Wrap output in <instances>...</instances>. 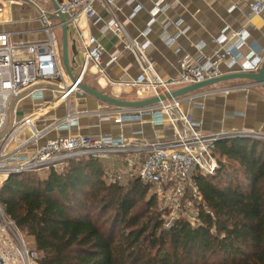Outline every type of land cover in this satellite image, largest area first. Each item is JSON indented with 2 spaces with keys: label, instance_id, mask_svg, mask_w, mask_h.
Instances as JSON below:
<instances>
[{
  "label": "built area",
  "instance_id": "2783aa9c",
  "mask_svg": "<svg viewBox=\"0 0 264 264\" xmlns=\"http://www.w3.org/2000/svg\"><path fill=\"white\" fill-rule=\"evenodd\" d=\"M56 1L65 15L70 36L81 42L82 60L74 73L78 77L76 84L72 85L67 73H64L63 60L58 53L55 28L60 23L56 25L53 21L57 13L54 7L51 11L39 8V20L46 34L43 40L15 42L11 32L0 33V188L12 174L59 168L72 157L108 159L118 156L123 166L109 169L111 183H126L128 177L137 176L154 185L157 197L164 203V208L171 210L175 219L184 217L196 225L203 200L196 177L215 173L219 162L215 153L216 144L236 137L264 139V132L243 129L205 131L202 122L193 118L183 105L185 99L195 98L193 92L165 98L144 108L124 109L106 105L93 111L79 110L71 100L80 92L78 83L83 81L88 69L96 68L101 80L107 77L106 67L116 63L120 55V52L113 54L104 65V47L100 39L94 34L84 33L81 25L100 19L97 2L104 3L110 11L116 12L117 8L115 0ZM161 3H156L147 26L135 37L128 32L126 21L116 16L105 21L101 27L102 34L113 33L122 38L123 48L136 56L140 67V73L134 79L111 82L119 89L118 94L134 92L141 99L160 97L226 73L256 72L261 68L264 51L250 43L245 28H231L227 24L214 38L217 46L210 54L201 51L197 55L184 54L179 59V76L164 78L148 54L151 44L148 34L156 21L155 15L168 7ZM248 7L250 15H260L264 11V0H251ZM141 8V4H136L126 20H131ZM171 24L177 25V32L169 31ZM180 25V21H165L160 38L167 45H174L188 30V27ZM251 53L253 59H247ZM223 62H227L226 69L222 68ZM47 88L52 95L44 98ZM28 97L41 99L42 104L29 114L17 116L16 104ZM61 101H67L68 109L65 116L51 126L58 130L77 126L83 114L96 115L100 121L113 118L121 125L124 122H143L145 116H151L155 125L166 124L170 130L154 132L151 137L138 129L133 135L68 134L41 141L50 127L37 128V116L46 115L48 109L58 107ZM18 136L20 139H17ZM165 225L170 226L171 222ZM0 264H41L37 250L30 247L15 221L4 212L1 202Z\"/></svg>",
  "mask_w": 264,
  "mask_h": 264
},
{
  "label": "trees",
  "instance_id": "16d2710c",
  "mask_svg": "<svg viewBox=\"0 0 264 264\" xmlns=\"http://www.w3.org/2000/svg\"><path fill=\"white\" fill-rule=\"evenodd\" d=\"M215 153V173L196 177V225L166 226L153 184L111 183L108 160L94 156L12 174L0 202L41 264H264V139L221 140Z\"/></svg>",
  "mask_w": 264,
  "mask_h": 264
},
{
  "label": "crops",
  "instance_id": "0c3cea01",
  "mask_svg": "<svg viewBox=\"0 0 264 264\" xmlns=\"http://www.w3.org/2000/svg\"><path fill=\"white\" fill-rule=\"evenodd\" d=\"M32 1L37 7L27 0H0V33L11 32L15 42H34L45 39L46 34L39 20V8H44L45 2L43 0ZM249 1L251 0H115L116 12L107 9L104 3L97 2L96 9L100 19L96 22L82 23V30L84 33L94 34L100 39L104 47L102 54L104 65H107L113 54L120 52V55L116 63L106 67L107 77L101 80L96 74V68L88 69L87 73H90L91 78L89 86L98 88L104 93L110 90L111 94L119 96L120 94L117 93L119 89L117 86H112L111 82L129 81L139 75L140 67L136 56L123 48L122 38L113 33L102 34L101 27L105 21L116 16L126 21L128 32L135 37L147 26L157 2L167 4L168 7L165 11H159L155 15L156 21L151 25L148 34L151 42L148 54L164 78L172 79L179 76V59L184 54L197 55L200 51L210 54L217 46L214 38L227 24L231 28H245L248 31L250 43L264 51V11L260 15H250ZM136 4H141L142 8L131 20L127 21V16L131 14ZM167 20L180 21V26L188 27L187 32L181 35L174 45H167L160 38L162 25ZM59 23L58 19V23L55 24ZM177 30V25L169 26L171 33H175ZM72 39L74 38L70 36L71 41ZM71 43V45L74 44L73 41ZM76 50L78 55L74 54L75 49L70 51L71 60L76 61L72 64L74 73L82 60L77 44ZM244 50L247 51V48ZM253 57L251 53L247 59H253ZM226 63H222L223 69H226ZM124 93L133 94L134 92ZM193 93L195 98L193 100L185 99L183 105L193 118L202 122L205 131L243 129L264 132V88L252 83L251 80L243 78L227 80ZM44 95V98H49L52 91L47 88L44 90ZM74 97L71 103L82 111H93L106 107L102 100L100 101L92 95L83 98ZM40 104H42L41 99L28 97L16 104V115L22 117L29 114ZM67 109V101H61L58 107L48 109L46 115L37 116L35 122L37 128L48 129L50 127L44 133L41 141L68 134L98 136L105 133L113 135L124 133L133 135V132L138 129H142L147 136L151 137L154 132L170 130L166 124L155 125L151 121V116H145L143 122H124L121 125L116 123L113 118L100 121L93 114H83L79 124L69 129L58 130L51 127L56 120L65 116ZM25 131L28 133L27 130ZM17 139H20V136ZM107 160L109 169L113 170L123 166V162L118 156L110 157Z\"/></svg>",
  "mask_w": 264,
  "mask_h": 264
},
{
  "label": "water",
  "instance_id": "95a60500",
  "mask_svg": "<svg viewBox=\"0 0 264 264\" xmlns=\"http://www.w3.org/2000/svg\"><path fill=\"white\" fill-rule=\"evenodd\" d=\"M30 1L32 4H34L36 7L37 5L32 0ZM53 4L54 9L56 10V14L54 15L56 18L60 20V26L63 28V65L66 70V73L68 74L70 80L72 81V85L76 84L78 81V77L74 75V72L72 70L71 64L75 62V60L70 59V31L68 24L66 23V18L64 13L60 10L59 4L56 0H50ZM74 44L72 45L73 49H75L74 54L78 55V51L76 50V39H72ZM236 78H243V79H249L252 81V83L260 85L262 88H264V61L261 65V68L256 72H231L223 74L219 77H215L212 79H208L206 81L192 84L189 86H185L183 88L177 89L172 91L171 93H166V95H161L160 97L154 96L150 98H143L139 100H125L121 98H117L112 95H108L104 93L101 90H98L94 87H91L84 82L78 83V88L81 92L77 93V97L83 98L87 95H92L96 97L99 100H102L108 104L122 107V108H128V109H136V108H144L151 106L155 103H158L160 100H164L165 98L170 97H177L182 96L191 92L198 91L200 89H203L205 87L215 85L227 80H232ZM71 87V86H70Z\"/></svg>",
  "mask_w": 264,
  "mask_h": 264
},
{
  "label": "rangeland",
  "instance_id": "374dc122",
  "mask_svg": "<svg viewBox=\"0 0 264 264\" xmlns=\"http://www.w3.org/2000/svg\"><path fill=\"white\" fill-rule=\"evenodd\" d=\"M43 2H45L44 4H45V9H47V10H49V11H51L52 10V3H51V1L50 0H43ZM53 21H54V23H58V18H56V17H54L53 18ZM55 32H56V34H57V49H58V53H59V56H60V58L62 59V56H63V28L62 27H57V28H55ZM75 39H77V38H75ZM72 41L70 40V46H69V49H70V51L71 50H73V47H72V43H71ZM76 44H77V46H79V49H81V42H80V40H78L77 39V41H76ZM71 59V58H70ZM93 70H95V69H93ZM66 70H64V73L66 74V72H65ZM93 72V71H92ZM67 76H68V74H67ZM69 77V76H68ZM70 80V79H69ZM57 81V80H56ZM90 81H91V78H90V73H87L86 75H85V77H84V79H83V81L82 82H84L85 84H87V85H90L89 83H90ZM96 89H98V88H96ZM81 92V91H80ZM129 93V92H128ZM106 94H108V95H112V96H115V95H113V94H111V91L110 90H107V92H106ZM77 96V95H76ZM115 97H117V98H121V99H125V100H131V98H134V99H132V100H139V98H138V96L136 95V94H120L119 96H115ZM75 98V97H74ZM73 98V99H74ZM130 98V99H129ZM101 101V100H100ZM105 105H111V104H108V103H106V102H104V101H102ZM217 157H218V160H219V156H218V154L216 155ZM36 174H42L43 175V171L42 170H40V171H36L35 172ZM158 201H159V209L161 210L162 209V218H163V220H164V223H167L168 221L169 222H173L174 220H175V217L172 215V213H171V210L169 209V208H164V203L158 198ZM21 230V229H20ZM22 231V230H21ZM23 232V231H22ZM23 234L25 235V237H26V239H27V241L29 242V244H30V247H32V248H35V242H34V239H33V237H30V236H28V235H26V233L25 232H23Z\"/></svg>",
  "mask_w": 264,
  "mask_h": 264
}]
</instances>
